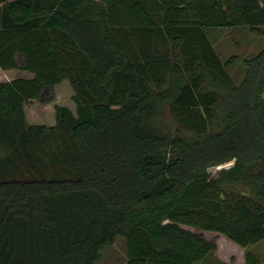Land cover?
<instances>
[{
	"label": "trees",
	"instance_id": "1",
	"mask_svg": "<svg viewBox=\"0 0 264 264\" xmlns=\"http://www.w3.org/2000/svg\"><path fill=\"white\" fill-rule=\"evenodd\" d=\"M234 27L262 34L264 0H0V68L33 74L0 83V264H96L119 235L127 264H211L202 231L263 264L264 48L236 84L209 37ZM64 80L76 113L29 123Z\"/></svg>",
	"mask_w": 264,
	"mask_h": 264
},
{
	"label": "rangeland",
	"instance_id": "2",
	"mask_svg": "<svg viewBox=\"0 0 264 264\" xmlns=\"http://www.w3.org/2000/svg\"><path fill=\"white\" fill-rule=\"evenodd\" d=\"M209 37L223 59L232 55L238 56L239 59L230 69V73L235 83L240 84L246 71L244 60L255 56L264 48V32L262 34L253 33L247 27L217 28L209 31ZM18 61L20 64L24 63L22 57H19ZM21 76L30 77L33 74L20 69L3 70L0 68V83ZM73 94V87L68 80H64L54 87H48L41 97L31 99L25 104L28 122L54 125L56 123L55 106L57 105L68 106L76 113V105L72 100ZM173 120L174 118L169 113L166 121L172 124ZM2 153L3 150L0 149V155ZM225 189L250 193L247 187L239 184L226 185ZM202 232L208 239L214 240L218 244L210 258L211 264H246V248L241 247L223 234L210 231ZM249 250L256 254L264 264V240L253 245ZM96 264H127L125 237L119 235L113 244L107 245L102 250L101 258Z\"/></svg>",
	"mask_w": 264,
	"mask_h": 264
},
{
	"label": "water",
	"instance_id": "3",
	"mask_svg": "<svg viewBox=\"0 0 264 264\" xmlns=\"http://www.w3.org/2000/svg\"><path fill=\"white\" fill-rule=\"evenodd\" d=\"M232 164H233V162H230V163H228V164L221 165V166L218 167V169H222V168H224V167H229V166H231Z\"/></svg>",
	"mask_w": 264,
	"mask_h": 264
},
{
	"label": "crops",
	"instance_id": "4",
	"mask_svg": "<svg viewBox=\"0 0 264 264\" xmlns=\"http://www.w3.org/2000/svg\"><path fill=\"white\" fill-rule=\"evenodd\" d=\"M12 70H17V69H12ZM26 72V71H25ZM31 74V73H30ZM22 77V76H21ZM30 77H32V76H30ZM30 77H25V78H30ZM17 78V77H16ZM14 79V78H13ZM10 80H12V79H10Z\"/></svg>",
	"mask_w": 264,
	"mask_h": 264
}]
</instances>
